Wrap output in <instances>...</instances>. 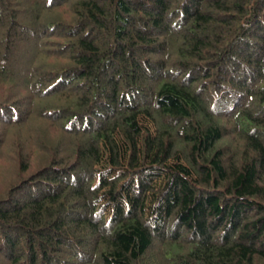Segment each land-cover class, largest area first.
Instances as JSON below:
<instances>
[{
    "label": "trees",
    "instance_id": "trees-1",
    "mask_svg": "<svg viewBox=\"0 0 264 264\" xmlns=\"http://www.w3.org/2000/svg\"><path fill=\"white\" fill-rule=\"evenodd\" d=\"M0 264H264V0H0Z\"/></svg>",
    "mask_w": 264,
    "mask_h": 264
},
{
    "label": "rangeland",
    "instance_id": "rangeland-1",
    "mask_svg": "<svg viewBox=\"0 0 264 264\" xmlns=\"http://www.w3.org/2000/svg\"><path fill=\"white\" fill-rule=\"evenodd\" d=\"M38 124V126L42 123V122H36ZM43 124V123H42Z\"/></svg>",
    "mask_w": 264,
    "mask_h": 264
}]
</instances>
